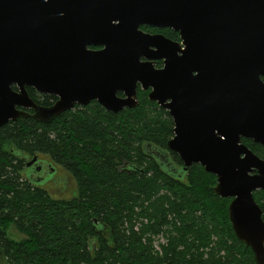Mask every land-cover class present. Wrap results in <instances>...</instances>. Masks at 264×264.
Returning a JSON list of instances; mask_svg holds the SVG:
<instances>
[{"label":"water","instance_id":"1","mask_svg":"<svg viewBox=\"0 0 264 264\" xmlns=\"http://www.w3.org/2000/svg\"><path fill=\"white\" fill-rule=\"evenodd\" d=\"M263 77L264 0H0V127L22 116L50 123L93 99L118 112L139 105V84L152 87L173 117L169 149L185 169L201 163L217 176L214 191L232 197L233 230L258 264L264 159L241 140L264 143ZM28 87L59 98L39 104Z\"/></svg>","mask_w":264,"mask_h":264},{"label":"trees","instance_id":"2","mask_svg":"<svg viewBox=\"0 0 264 264\" xmlns=\"http://www.w3.org/2000/svg\"><path fill=\"white\" fill-rule=\"evenodd\" d=\"M28 91L42 105L56 100ZM138 97V106L118 112L95 101L50 123L22 116L0 127V249L7 264H258L233 230L232 198L214 191L217 176L200 163L185 169L168 147L170 112L140 87ZM243 141L264 157L263 146ZM34 154L71 174L72 197L27 185L22 156ZM254 197L264 209V196ZM13 223L23 238L8 234ZM157 236L164 238L160 250Z\"/></svg>","mask_w":264,"mask_h":264},{"label":"flooded vegetation","instance_id":"3","mask_svg":"<svg viewBox=\"0 0 264 264\" xmlns=\"http://www.w3.org/2000/svg\"><path fill=\"white\" fill-rule=\"evenodd\" d=\"M142 26H149V28L148 29H143ZM142 26H141V28L144 31H146V32H149V33H152V34H157V33L164 34L166 37H168L169 39H171L173 41H176V42H181L182 41L180 33L178 31L170 28V27L161 28V27H156V26H151V25H142ZM166 28H170L172 31L171 32H167ZM90 48H92L94 50H98V49L102 48V46H100V45H91ZM159 61H162V65H160V66L158 64ZM154 62H155V67H157V68L164 67V60L163 59H159V60H156V61L154 60ZM263 79H264V77H263ZM13 86H16V85H13ZM139 87L141 89H143L140 84L138 85V89H139ZM152 89L153 88L150 87L148 90H146V91H148V97H149V93H150V91ZM118 94L120 96L124 95V93L121 92V91L118 92ZM54 96H55V99H56L55 101H57L58 98H59L58 95H54ZM150 100H152V99H150ZM95 101H98V100L93 99L88 104H86V106L91 104L92 102H95ZM152 101H155V100H152ZM169 101L170 100H168L167 102H169ZM156 102L158 103V101H156ZM76 105H81V104L76 103L74 107H76ZM164 108L167 109L170 112V110L168 108H166V107H164ZM28 111L34 112L33 109H28ZM243 138H247V137L242 136V140L241 141L243 143H245L243 141ZM247 139H250L254 143L259 144V145L264 147V143L263 142H258L254 138H247ZM246 145L248 146V144H246ZM257 155L260 156L259 154H257ZM35 156L37 157V160L34 163L30 164L33 161V158ZM260 157L264 159L263 156H260ZM22 158H24V166H23V169L21 170L22 171V176L25 177V181L28 182L27 185H30L32 189L45 188L43 186V184L45 183V180H44L45 177H49V176L55 174L58 170L65 169L62 165H60L58 163H55L52 160H50V158L47 155H42V154H34L32 156L25 155V156H22ZM181 167H183V165ZM257 172H258V169L255 168L254 170L250 171V174H254V173H257ZM49 182L51 183L52 181H49ZM49 182H47V185L49 184ZM257 193L258 194H262L264 196V188L256 189L254 191V194H257ZM230 198H232V197H230ZM12 225H14L16 227L15 223H13ZM17 230H18V232H21L18 228H17ZM8 234L11 237H15V235H13V233L11 232V228L8 229Z\"/></svg>","mask_w":264,"mask_h":264},{"label":"rangeland","instance_id":"4","mask_svg":"<svg viewBox=\"0 0 264 264\" xmlns=\"http://www.w3.org/2000/svg\"><path fill=\"white\" fill-rule=\"evenodd\" d=\"M169 155L171 154L169 153ZM44 180L45 183L43 184V186L46 189L48 188V190L56 197L70 198L77 191V184L73 179V177L71 176V174L66 169L58 170L55 174L49 177H45ZM49 181L52 182L50 183ZM47 182H49L48 185ZM10 228L13 235H15V237L13 238L20 239L24 237V234L22 232H18L17 228L14 225H11ZM163 241L164 238L162 236H157L155 238V246L156 245L160 246L159 243ZM0 264H7L5 254L2 251V249H0Z\"/></svg>","mask_w":264,"mask_h":264},{"label":"built area","instance_id":"5","mask_svg":"<svg viewBox=\"0 0 264 264\" xmlns=\"http://www.w3.org/2000/svg\"><path fill=\"white\" fill-rule=\"evenodd\" d=\"M157 248L161 249L160 246L156 245Z\"/></svg>","mask_w":264,"mask_h":264}]
</instances>
